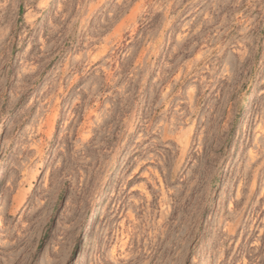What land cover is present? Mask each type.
I'll use <instances>...</instances> for the list:
<instances>
[{
  "label": "rangeland",
  "instance_id": "1",
  "mask_svg": "<svg viewBox=\"0 0 264 264\" xmlns=\"http://www.w3.org/2000/svg\"><path fill=\"white\" fill-rule=\"evenodd\" d=\"M0 264H264V0H0Z\"/></svg>",
  "mask_w": 264,
  "mask_h": 264
}]
</instances>
